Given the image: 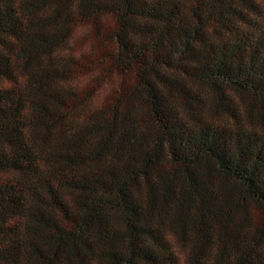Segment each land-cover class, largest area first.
<instances>
[{
	"label": "trees",
	"instance_id": "trees-1",
	"mask_svg": "<svg viewBox=\"0 0 264 264\" xmlns=\"http://www.w3.org/2000/svg\"><path fill=\"white\" fill-rule=\"evenodd\" d=\"M0 264H264V0H0Z\"/></svg>",
	"mask_w": 264,
	"mask_h": 264
},
{
	"label": "rangeland",
	"instance_id": "rangeland-1",
	"mask_svg": "<svg viewBox=\"0 0 264 264\" xmlns=\"http://www.w3.org/2000/svg\"><path fill=\"white\" fill-rule=\"evenodd\" d=\"M83 49V46H82V48H81V50Z\"/></svg>",
	"mask_w": 264,
	"mask_h": 264
}]
</instances>
